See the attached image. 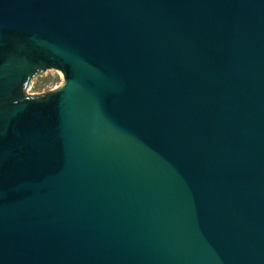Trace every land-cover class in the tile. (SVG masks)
<instances>
[{"label": "water", "instance_id": "obj_1", "mask_svg": "<svg viewBox=\"0 0 264 264\" xmlns=\"http://www.w3.org/2000/svg\"><path fill=\"white\" fill-rule=\"evenodd\" d=\"M0 264H264V0H0Z\"/></svg>", "mask_w": 264, "mask_h": 264}, {"label": "rangeland", "instance_id": "obj_2", "mask_svg": "<svg viewBox=\"0 0 264 264\" xmlns=\"http://www.w3.org/2000/svg\"><path fill=\"white\" fill-rule=\"evenodd\" d=\"M63 76L55 70H48L45 73L31 79L25 94L28 96H39L55 91L63 85Z\"/></svg>", "mask_w": 264, "mask_h": 264}]
</instances>
